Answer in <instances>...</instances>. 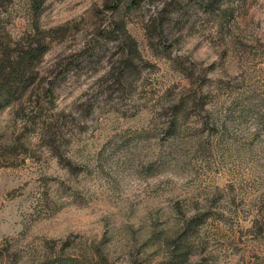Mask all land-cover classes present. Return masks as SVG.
Here are the masks:
<instances>
[{"label": "rangeland", "instance_id": "374dc122", "mask_svg": "<svg viewBox=\"0 0 264 264\" xmlns=\"http://www.w3.org/2000/svg\"><path fill=\"white\" fill-rule=\"evenodd\" d=\"M37 40L0 109V264H160L151 232L192 216L188 264H264V0H0L6 54Z\"/></svg>", "mask_w": 264, "mask_h": 264}, {"label": "trees", "instance_id": "16d2710c", "mask_svg": "<svg viewBox=\"0 0 264 264\" xmlns=\"http://www.w3.org/2000/svg\"><path fill=\"white\" fill-rule=\"evenodd\" d=\"M34 12L37 10L35 4ZM33 27L37 25L34 22ZM47 46L41 40L28 43L26 48L20 50V53L14 56L6 54L7 47L0 41V109L11 105L15 100L20 99L30 83L33 81L31 66L34 60H37L45 52ZM6 49V50H5ZM48 92H51L49 87ZM47 92V93H48ZM50 95V94H49ZM10 146L5 143L3 147ZM3 147L0 145V162L6 159L3 153ZM197 217L192 216L186 219L181 226L171 229H160L152 231L148 241L157 244L159 247H165L168 251L167 258L160 264H188L190 255L193 253L194 229L197 225ZM100 264H106V259L100 256ZM41 264H89L85 258L80 262L75 259L64 258L59 260L46 261Z\"/></svg>", "mask_w": 264, "mask_h": 264}]
</instances>
